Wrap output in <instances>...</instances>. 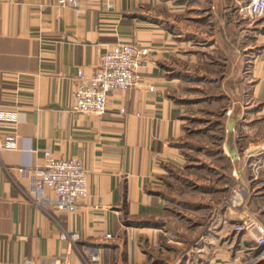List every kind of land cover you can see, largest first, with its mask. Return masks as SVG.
Segmentation results:
<instances>
[{"label":"crops","instance_id":"obj_1","mask_svg":"<svg viewBox=\"0 0 264 264\" xmlns=\"http://www.w3.org/2000/svg\"><path fill=\"white\" fill-rule=\"evenodd\" d=\"M238 1L113 0L106 10L101 0H79L76 13L51 0H0V140L16 139V150L0 152V264H83L87 249L97 256L89 264H160L162 245L197 242L199 229L202 245L172 264H264L251 262L257 243L233 231L242 208L225 204L242 189L264 225V191L248 189L264 177L255 169L264 149V22L241 17ZM117 43L150 49L142 82L110 92L100 119L76 113L77 72L91 77L99 54ZM201 112L221 115L222 187L200 168L188 173L183 146L205 137L195 124ZM207 127L213 138L216 126ZM45 153L83 164L87 196L75 213L56 211L54 195L36 196L32 174L20 172L41 169ZM183 176L191 200L171 181L182 185ZM173 208L195 219L172 221ZM71 233L74 245L61 239Z\"/></svg>","mask_w":264,"mask_h":264},{"label":"built area","instance_id":"obj_2","mask_svg":"<svg viewBox=\"0 0 264 264\" xmlns=\"http://www.w3.org/2000/svg\"><path fill=\"white\" fill-rule=\"evenodd\" d=\"M58 7H66L79 13V0H51ZM106 10L113 8V0H101ZM239 14L254 21L264 22V0H247L240 5ZM150 49L133 43H117L99 54L95 73L86 78L83 70L76 74V87L73 95L74 111L78 114L91 115L100 119L106 112L107 97L112 91H130L138 86L149 64ZM153 91V88H151ZM121 114L124 110L121 109ZM16 150L15 137L0 140V152ZM33 152V151H31ZM264 167V149L261 158L255 164L256 173ZM22 174L31 173L30 187L36 196L49 190L55 197L54 208L59 212L75 213L78 204L87 196L86 170L83 164L75 159L57 160L45 153V162L41 169L29 172L20 169ZM233 176L238 180L237 172ZM39 206L38 201L33 202ZM225 204L233 208H242L243 219L234 226L235 234H243L252 238L261 248L251 262H258L264 258V225L256 215L244 206L242 189L235 188L232 196ZM61 239H68L71 244L79 239V235H61ZM105 239H110L106 235ZM88 258L81 256L83 264L96 261L97 256L87 249ZM23 264H35L27 259ZM67 264V263H62Z\"/></svg>","mask_w":264,"mask_h":264},{"label":"rangeland","instance_id":"obj_3","mask_svg":"<svg viewBox=\"0 0 264 264\" xmlns=\"http://www.w3.org/2000/svg\"><path fill=\"white\" fill-rule=\"evenodd\" d=\"M245 1H247V0H239L238 3L236 4V11H238V14H239V9L241 7L240 5L245 3ZM241 17H243V16H241ZM243 18L250 20V21H253V22H256V21L249 19V18H246V17H243ZM199 102H201V101H199ZM204 107H207V106H204ZM220 116H221L220 113L217 115L207 114L206 112H203L202 114H200L199 120L196 121L195 124L200 125V127H201L200 129L202 131H200L199 133L201 135L203 134V136H205V137L197 138L198 142H196V140L194 143L187 142L183 146V149L185 151L184 153H186L185 155L189 159V161L186 160V162L188 164H190V168H192V171H190V172L188 171V173L193 172L196 168H200V171H201L200 173H202V171H203V173H205L203 175H207L208 177H210L211 180H209V181L211 183H213V182L215 183L214 184L215 188L216 187H222V185L224 184V181H225L224 180V178L226 177L225 175L228 172V165L223 164L222 159L219 158L221 149L217 148V147H220L222 145V142H221L222 141V132H219L217 130V126H219V125H216V124H218L217 122H218ZM213 125H214V127L216 126L215 127L216 129H214L215 133H214L213 138H210V136L208 137L209 133L207 134V130H209V128L207 126L212 127ZM194 135L196 136L197 134L194 133ZM212 145H214V146H212ZM207 146H209L210 148H207ZM210 149L215 151L214 155H213L215 157H213V158H215L216 160H214V163L210 162L211 160H208V158H206L207 157L206 155H210V152H211ZM190 157H197V158L191 159ZM191 163H193V164H191ZM186 172L187 171H185L184 175H186ZM183 177H185V178H183ZM183 177H181L182 185L180 184V181H176L174 179H172L171 181H172V183H176V185L178 187L176 193H177V196L179 198H182L185 200H191L192 196L189 195V192H185L188 188L193 186L191 184L192 182L189 178L190 176H187V177L183 176ZM257 177H259V175H257ZM260 179H261V176L259 177V180ZM226 183L229 185V187L233 186L231 181H229V180ZM262 183H264V177L259 182H256V184H253L250 187H248L249 193L254 194V188L256 186L260 187V191H264V187L261 186ZM169 192L173 193L174 191L169 189ZM181 192H183L184 195H180L179 193H181ZM223 193H225V192H223ZM180 196H182V197H180ZM219 203H220V201L216 200V205ZM175 210L179 211V212L178 213L173 212ZM175 210L173 208L172 212H168L169 219H171L172 221H174V220L179 221L180 220L183 222L184 226H186V225H190L191 219H195V218H192L194 216V214H192L189 210H181L179 208H176ZM199 220H200V222H201V220L206 221V218H205V216H202V214H201ZM177 230H181V228L178 227ZM186 231L189 234L190 231L187 228L182 229V232H181L182 235L179 236L182 240H184L187 236L186 235L187 233H185ZM198 232H199V235H198L197 242L194 241V243H188L187 246L186 245L182 246V245L174 244V243L162 245L161 246L162 249H159L156 251L157 252L156 258L163 260V261H160V264L176 263V262H178V259L180 257H182L185 253L190 251L191 246H194L195 243H198L199 246H201L202 245L201 236L203 235V233L205 231H204V229H199ZM163 252H165V254H162ZM162 255H164V256H162ZM156 260H158V259H156ZM156 262L159 263V261H156ZM151 264H155V262L154 263L151 262Z\"/></svg>","mask_w":264,"mask_h":264},{"label":"water","instance_id":"obj_4","mask_svg":"<svg viewBox=\"0 0 264 264\" xmlns=\"http://www.w3.org/2000/svg\"><path fill=\"white\" fill-rule=\"evenodd\" d=\"M235 123H236L235 118H232V119L229 121V123H228V130H229V131H233Z\"/></svg>","mask_w":264,"mask_h":264}]
</instances>
